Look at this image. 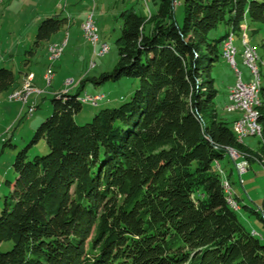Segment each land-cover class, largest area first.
<instances>
[{
    "label": "trees",
    "instance_id": "trees-1",
    "mask_svg": "<svg viewBox=\"0 0 264 264\" xmlns=\"http://www.w3.org/2000/svg\"><path fill=\"white\" fill-rule=\"evenodd\" d=\"M156 4L148 14L120 13L112 70L52 96L50 115L16 152L0 208V243L12 245L0 249V264H264V241L240 222L222 184L225 163L237 162L228 147L264 168V84L254 151L233 120L217 116L212 75L228 32L214 30L224 24L238 35L246 22L254 35L264 0H184L181 23L173 0ZM65 24L40 19L28 51ZM124 76L137 80L130 95L74 120L87 80ZM14 82L12 69L0 67V91ZM40 141L48 151L29 158L28 146Z\"/></svg>",
    "mask_w": 264,
    "mask_h": 264
},
{
    "label": "rangeland",
    "instance_id": "rangeland-1",
    "mask_svg": "<svg viewBox=\"0 0 264 264\" xmlns=\"http://www.w3.org/2000/svg\"><path fill=\"white\" fill-rule=\"evenodd\" d=\"M123 1L126 10L131 9L147 14L149 13L148 10H153L151 0ZM183 1L173 0L174 18L178 23H181L182 20ZM52 2L54 0H0V67L12 69L15 75L14 84L16 85L8 92L6 90L0 91V208L3 204L4 196L9 191L6 180L13 182L15 177L12 168L14 156L18 150L29 143L37 125L46 116L50 115L52 111L51 97L68 91L74 93L82 78H90L94 75L98 76L100 72L111 71L117 62L118 53L114 41L119 34L122 19L120 13H113L110 9L119 10L120 0H77V5L76 3L69 4L67 9L73 13L72 21L68 24L66 21V27L53 33L48 40H44L35 51L30 53L28 50L32 47L37 23L40 19L48 16L45 12L52 5ZM62 3L63 1L61 0ZM93 4L95 5L94 14L92 11H89L88 14H93L95 24L98 27L99 42L104 40L108 45L106 53L100 56H96L97 54L92 55L91 43L86 42L82 38L79 29L81 9L85 6L90 8ZM60 8L61 6L57 9L59 18L64 16L60 13ZM245 23L242 24L243 31L238 35L229 30L224 24H220L214 30L215 34H220L227 28V34L229 32L232 33L233 44L238 49L235 59L238 68L242 70L243 74L248 68L243 64L240 57L242 38L244 37L257 50H259V43L264 42V26L255 35L251 36L247 33ZM66 31L68 32L67 43L62 55L50 61L46 56L48 43L50 41L58 42L61 38L63 39ZM97 46L98 44L96 49H98ZM72 56H76V59L73 60ZM90 58L94 61L92 66H89ZM258 59L260 62L259 55ZM48 66L54 72L50 84H46L43 79V73ZM73 70L77 73L84 72V77L79 79L77 73L73 72ZM259 70L262 84L264 83V69L259 67ZM233 74L234 72L224 60L217 62L212 69L214 85L217 89L215 97L217 116L224 118L229 122V125L236 111H227L225 109L223 98L225 85H221L219 82L226 80V78L231 80L234 77ZM67 78L71 80L67 82ZM136 84V78L127 76L98 85H94L90 80H87L83 90L78 95V99L85 93L101 95L102 97L98 100L96 99L93 103H90L89 100L80 101L82 102L81 109L74 114V120L78 124L89 121L99 108L116 104L122 96L130 95ZM16 90H23L20 91L21 93L26 91L29 93L25 95V98L22 96L23 100H9V95ZM41 93L44 96L42 100H39L38 97ZM38 100L39 103L37 104ZM31 104L34 105L35 110L29 113L28 108ZM261 142L260 135H245L242 137V143L254 151L260 148ZM47 151L48 148L43 141L28 146L29 158L36 154H44ZM239 155L237 153V159L242 157ZM241 161L246 162V170L241 174L238 173L234 162L225 163V173L228 178L225 175L223 178L229 182L230 195L233 200L231 206L238 204L237 214L240 222L247 229H254L261 240L264 241V219L260 218L258 213L254 211L256 209L261 213L262 217L264 216V168L256 159L246 160L243 157ZM11 245V241H2L0 249L6 250Z\"/></svg>",
    "mask_w": 264,
    "mask_h": 264
},
{
    "label": "built area",
    "instance_id": "built-area-1",
    "mask_svg": "<svg viewBox=\"0 0 264 264\" xmlns=\"http://www.w3.org/2000/svg\"><path fill=\"white\" fill-rule=\"evenodd\" d=\"M92 24H95L93 14H86L82 23L80 24V29L83 38L88 43H95L96 45L98 44L97 46L98 54L96 56H100L106 53L108 49V45L107 43L99 42L97 36L92 35ZM66 42H67V33H65V37L62 40L56 42L53 46H49V53L47 55V58L50 61L59 58L64 50ZM221 52H222V57L226 60V62L235 72V81L233 82L232 85H230L227 91V103L225 104V109L227 111L238 112V115L232 121V129L236 135L241 137V129H248V123H249V116L243 115V107L254 106V97L251 96L252 83L250 78H246V79L242 78V73L239 70L235 59L236 56H230L228 48L226 51H221ZM93 64L94 61L92 60V58H90L89 66H92ZM243 64L246 66L245 62H243ZM53 74H54L53 69L50 66H48L43 73V79L46 82V84H50ZM66 80L67 82H69L71 79L67 78ZM27 93H16V91H14L11 93V95L8 98L9 100L20 101L23 100L22 96L23 98H25V95ZM83 96H89V102L93 103V96H99V95H90L85 93ZM34 110L35 107L34 105L31 104L28 108V112L31 113ZM227 152L229 153V157L232 160L237 159V155L235 152H231L229 150H227ZM235 165L239 174H241L246 170L245 161H237Z\"/></svg>",
    "mask_w": 264,
    "mask_h": 264
},
{
    "label": "bare ground",
    "instance_id": "bare-ground-1",
    "mask_svg": "<svg viewBox=\"0 0 264 264\" xmlns=\"http://www.w3.org/2000/svg\"><path fill=\"white\" fill-rule=\"evenodd\" d=\"M90 14H92V13H90ZM92 35L97 36V39L99 37L98 27L96 26V24H92ZM102 43H106V42H102ZM54 44H52L51 46H53ZM241 44H242V47L240 50V55H241L242 61L245 62L246 66L248 68V71H249V78H250L251 83H252V85H251V96L254 97V106L243 107V115L249 116V123H248V129H241V137L236 135L237 139L240 141L242 140V137L245 135H261V126H260V123L258 121L259 111L257 108L259 103H260L259 93H260V87H261V77H260V70H259V66H258L259 59H258V55H257L255 48L252 45H250L245 40L244 37L241 40ZM91 46H92V55L98 54V49H96L95 43H91ZM227 48H228L230 56H236L237 55L238 49L233 44V37H232L231 32L226 34L225 37L221 41V51H226ZM20 91H23V90H20ZM20 91L16 90V93H21ZM27 92L28 91H26L25 93H27ZM101 97H102L101 95L93 96V102H95L96 99L98 100ZM79 100L80 101L89 100V96L79 97ZM227 150H229L231 152H235L237 155V152L233 148L228 147ZM228 155H229V153H228ZM222 184H223V188L226 192V199L230 204H232L233 200L231 199V195H230L231 192L229 190L230 186H229L228 180L223 178ZM232 207L235 209L239 208L237 203L235 206H232ZM251 232L253 234H258L254 229H252Z\"/></svg>",
    "mask_w": 264,
    "mask_h": 264
},
{
    "label": "crops",
    "instance_id": "crops-1",
    "mask_svg": "<svg viewBox=\"0 0 264 264\" xmlns=\"http://www.w3.org/2000/svg\"><path fill=\"white\" fill-rule=\"evenodd\" d=\"M63 1V3L61 4V0H54V2H52V5L49 7V9L48 10H46V15H48V16H46V17H49V16H56V17H58V12H57V9H59V7L61 6V8H60V13L61 14H63L64 16L63 17H60V18H65L66 19V21H67V24L69 23V22H71L72 21V19H73V13H71L68 9H67V7H68V5L69 4H75L76 2H77V0H62ZM70 1H71V3H70ZM121 1V4H120V6H119V10H114L113 8H111L110 9V11L111 12H118V13H122L124 10H126L125 9V7H124V1L123 0H120ZM94 3V2H93ZM151 3H152V9L153 10H156V7H157V4H156V1L155 0H151ZM78 3H76V5H77ZM95 5L93 4V6L92 7H90V8H88L87 6H85L84 8H82L81 9V13L79 14L80 16V23H79V29H80V24H81V22H82V20L84 19V17H85V15L86 14H88L89 13V11L91 12H93V14H94V7ZM114 7V6H113ZM102 12V11H101ZM103 13V12H102ZM65 15H67V16H65ZM67 24H65V26L64 27H66V25ZM63 27V28H64ZM227 29V28H226ZM226 29H224V31L226 30ZM223 31V32H224ZM65 33H67V36H68V32L66 31ZM80 34H81V36H82V32H81V29H80ZM255 35V34H254ZM61 37V36H60ZM60 37H59V39H60ZM82 38H83V36H82ZM62 39V38H61ZM60 39V40H61ZM84 39V38H83ZM59 40V41H60ZM85 40V39H84ZM58 41V40H57ZM86 41V40H85ZM104 40H102L101 42H103ZM87 42V41H86ZM105 42V41H104ZM54 43H56V42H52V41H50L49 43H48V46H47V52H46V56L48 55V53H49V50H48V48H49V46H51L52 44H54ZM67 43V42H66ZM263 44H264V42H260L259 43V50H257L254 46V48L256 49V51H257V53H258V55H259V57H260V62H259V67L260 68H262V69H264V46H263ZM62 55V54H61ZM73 57V60L74 59H76L75 57L76 56H72ZM240 57H241V55H240ZM242 59V58H241ZM220 60H224V62L229 66V68H231L230 67V65L226 62V60L221 56L220 57V59H219V61ZM219 61H218V63H219ZM243 62V61H242ZM28 65V64H27ZM215 67V66H214ZM77 70H79V69H77ZM231 70H232V72H234L233 71V69L231 68ZM240 70V69H239ZM246 70H247V68H246ZM241 71V73H242V78L243 79H246V78H249V71L247 70L244 74H243V72H242V70H240ZM73 72H75V73H77L76 71H74L73 70ZM84 72H78L77 73V76H78V78L80 79V78H82V77H84V74H83ZM233 78L231 79V80H229V78H226V80H221L220 82H219V84H221V85H225L224 86V93H223V98H224V105L227 103V91H228V88L230 87V85H232L233 84V82L235 81V72H234V74H233ZM214 77V76H213ZM262 82V81H261ZM262 84H264V83H262ZM15 85V84H14ZM14 87H16V85L15 86H13V88ZM6 92H8V90L6 91ZM69 92V91H68ZM43 94L41 93L40 95H39V97H38V99L39 100H42V98H43ZM39 100L37 101V104L39 103ZM234 116H233V118H232V120L238 115V112H236L235 114H233ZM241 160H243V157H240L239 159H237V161H241Z\"/></svg>",
    "mask_w": 264,
    "mask_h": 264
}]
</instances>
